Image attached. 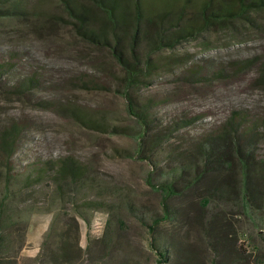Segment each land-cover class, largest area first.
<instances>
[{
    "label": "rangeland",
    "instance_id": "374dc122",
    "mask_svg": "<svg viewBox=\"0 0 264 264\" xmlns=\"http://www.w3.org/2000/svg\"><path fill=\"white\" fill-rule=\"evenodd\" d=\"M22 2L17 15L0 16V57L8 58L9 51L16 55L8 58L10 69L4 76L10 83L34 71L42 77L26 94L0 84V133L10 124L19 126L7 162L14 169L8 173L0 151L1 264H47L49 252L64 243L82 248L76 264H96L100 255L104 264H158L149 245L152 232L138 216L150 221L155 213L162 214L164 200L171 211L167 219L159 217L154 234L169 249L168 260L161 264H213V257L226 264H264V140L253 143L259 206L241 204L235 189L239 163L232 149L231 169L204 172L189 187L173 181L184 190L181 195H165L152 184L160 169L135 153L138 125L127 110L124 70L112 51L82 39L67 0ZM122 2L133 24L134 0ZM141 3L159 8L164 1ZM70 4L86 8L98 24L107 18L92 0H70ZM139 26L151 29L142 21ZM139 49L144 52L145 47ZM173 50L186 59L182 66L153 70L133 92L141 100L153 99L150 111L157 117V128L178 121L169 138L158 145L163 153L157 161L181 158L187 163L195 155L193 145L218 131L234 109L246 108L254 118L264 117L260 74L264 10L250 21L234 20L205 30ZM168 52L163 48L151 55L157 59ZM248 57L252 64L237 74L226 72L228 68L212 74L232 59ZM196 63L207 78L191 81L182 76ZM72 108L107 127L114 124L117 130L86 126L72 116ZM180 119L188 120L179 124ZM232 140L226 135L220 140L227 156ZM67 154L85 166L80 184L60 192L48 175L27 184L29 166ZM214 185L222 194L213 191ZM240 243L251 261L240 259Z\"/></svg>",
    "mask_w": 264,
    "mask_h": 264
},
{
    "label": "trees",
    "instance_id": "16d2710c",
    "mask_svg": "<svg viewBox=\"0 0 264 264\" xmlns=\"http://www.w3.org/2000/svg\"><path fill=\"white\" fill-rule=\"evenodd\" d=\"M67 1L66 7L69 13L75 17L76 30L82 39L90 44L109 48L123 67L125 85L122 94L126 99L127 110L133 114L138 125L135 133L138 139L135 153L145 155V158L155 164L154 168L160 169L159 178L155 179L152 184L164 191L165 195H181L184 190L183 186L189 187L194 181L201 179L204 172H215L228 167L231 169L234 162L231 160V154L234 150L233 155L239 163L240 176L239 186L235 189L240 192L241 204L243 207H250L251 204L259 206L256 203V179L259 168L253 143L257 138L264 140V117L254 118L246 108H236L231 111L227 121L218 131L214 134L208 133L193 145L192 149L193 152L195 151V155L188 159L189 162L184 163L181 158L173 161L171 154L169 159L172 160L169 163H160L157 158L163 152H159L157 147L162 141L169 138L170 133H172L171 127L178 121H173L165 128H157V125L154 124L157 117L150 111L153 99L145 97L141 100L134 94L133 89L147 79V76L155 69L182 66L186 59L173 50L177 44L212 27H224L234 20L250 21L256 12L264 10V0H163L164 3L159 8L149 4L144 5L141 0H134L133 24H130L122 0H92L104 10L107 17L100 24L96 22L91 12L86 8L70 4V0ZM6 2L8 4H5ZM23 6L22 0H0V16L17 15ZM141 21L151 24V29L140 27L139 22ZM142 46L145 47L144 52L139 49ZM163 48H167L171 52L166 53V55H159L157 59H154L151 54ZM6 56L8 58L16 57L13 51L7 52ZM5 58L0 57V84L2 83L10 91L12 90L11 92L17 94H26L27 91L36 86L39 77L42 76L35 71L11 83L5 79L4 72L10 69L8 58ZM252 62L253 58L251 57L232 59L230 63H227V67L220 66L212 74H222L228 68L229 70L226 72L234 75L243 71ZM38 67L42 68L41 66ZM204 74L201 71L200 63H196L194 68H186L182 72V76L191 81L207 78V75ZM260 74L261 78L264 77V62L260 63ZM70 111L77 121L86 126L111 128V131L117 130L114 124L107 127L108 124L104 121L85 116L81 111L73 108ZM187 120L180 119L179 124L187 122ZM154 128H156L155 131H153ZM18 131L19 126L15 124H10L1 130L0 151L2 158L6 159L5 164L13 152L15 136ZM224 135L234 140L229 143V156L224 154V147L220 142ZM11 169L14 168H11L7 163L6 172L8 173ZM26 174L27 184L37 182L42 176L48 175L49 179L56 183L57 189L64 192L67 188L82 182L85 177V166L74 155L67 154L60 158L36 163L33 168L29 166ZM173 181H183V186L178 187ZM254 185L256 188H253ZM214 187L213 191L216 193L220 191L222 194L220 187L217 185ZM162 207V214L157 215L155 213L150 221H146L141 215L138 216L152 232L149 245L157 253L156 261L158 264L168 260L169 256L168 246L164 242L157 241L158 236L154 235L155 228L161 221L159 217L167 219L171 211L165 200L162 202ZM72 248L75 247L64 243L58 250L50 251L47 264H76L75 262L81 260L78 254L82 248H77V250ZM239 252L241 253L240 259L246 262L250 260L245 257L247 250L242 247V243L239 245ZM101 258H104L103 255H100L98 259L95 258V263L104 264V261L100 260ZM225 262L213 257V264H226Z\"/></svg>",
    "mask_w": 264,
    "mask_h": 264
}]
</instances>
